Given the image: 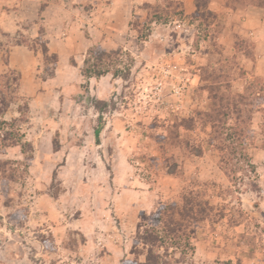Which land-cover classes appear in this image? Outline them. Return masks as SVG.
<instances>
[{"label": "rangeland", "instance_id": "374dc122", "mask_svg": "<svg viewBox=\"0 0 264 264\" xmlns=\"http://www.w3.org/2000/svg\"><path fill=\"white\" fill-rule=\"evenodd\" d=\"M54 1L63 7L60 18L65 22L72 17L85 20L80 28L89 37L92 12L97 15L99 5L111 0H95L97 5ZM124 4L128 12L117 22L122 33L107 46L103 38L91 44L97 52L111 51L104 58L109 72L102 82L100 77L89 82L94 77L80 76L81 63L77 70L63 71L67 85L59 87L65 88L59 100L56 92L45 100L46 118L62 129L52 139L61 151L46 160L52 151L37 136L42 126L35 102L24 114L33 119L20 126L33 145L32 158L18 146L0 144V264H121L142 250L138 258L143 261L139 215L146 213L143 222L155 224L151 218L162 203L179 202L191 190L208 206L207 215L186 230L193 248L183 264H264V81L249 77L243 67L245 58L253 57L252 41L236 36L230 42L235 53L227 55L213 39L220 23L210 27L185 16L183 0ZM60 25L53 24V30L59 31ZM20 31L4 38L5 44H33ZM204 45L214 53L207 61L199 58ZM55 65L42 61L37 79L53 77ZM244 79L247 83L240 86ZM216 95L236 98L243 109L245 134L248 127L253 132L246 146L252 168L241 161L228 171L224 167L232 161L221 162L206 116ZM22 96L9 114L19 116L13 111L23 106ZM91 110L95 122L88 119ZM98 115L108 129L100 131L97 141L90 139V149L86 135L90 125H97ZM230 117L218 126L233 124L234 115ZM5 130H10L8 125H0V138ZM82 143V151H68ZM134 248L137 253L132 254Z\"/></svg>", "mask_w": 264, "mask_h": 264}, {"label": "crops", "instance_id": "0c3cea01", "mask_svg": "<svg viewBox=\"0 0 264 264\" xmlns=\"http://www.w3.org/2000/svg\"><path fill=\"white\" fill-rule=\"evenodd\" d=\"M75 1V0H74ZM89 1L95 5L100 4L99 1L95 0H80ZM140 0H111L110 5H99L97 9L98 14L93 13L94 20L88 23L87 27L89 28V37H86L81 30V26L84 25L85 20L80 17L71 18L65 22V19L60 18L62 14V6H58L54 0H0V74L4 73L8 69H13L19 73V91L20 95L28 97V106L32 105L33 102L39 104L41 112V128L39 129L37 136L42 137V142L47 147V150L50 149L52 152L48 155L46 160H52V157L57 155L59 151L63 148L59 146L58 148L53 147L52 139L53 135L58 132H61L62 129L59 127V124L55 123L54 119L51 118V122L46 115V101L47 97L53 92H56V98L60 97V94L63 93L65 88L59 90V87H65L63 82L64 72L71 70H77L83 62L82 57H85L86 50L89 45L96 43L99 39L103 38L106 46L111 42V37L118 36L117 32L122 33L118 27L120 19L126 10V4L131 6V3H137ZM108 4V3H107ZM207 8L214 15V20L208 25L210 27L214 26L215 23H220V28L215 35L213 36L214 40H218L221 45L222 53H235V46L230 44L236 38V36L245 37L247 40L252 41L253 43V57L245 58L243 61V67L246 69V73L249 77L260 76L264 81V5L259 6L255 3H249L245 5H239L238 3H232L230 0H208ZM131 9V7H129ZM124 10V11H123ZM196 5L194 0H183V13L185 16L194 17ZM98 19V20H96ZM114 21V22H113ZM199 22V18L197 19ZM39 22L41 24H39ZM28 24L27 27H22V24ZM60 23L59 31L53 30V24ZM128 26V20L126 21V27ZM20 31L25 38L28 40L35 39L37 36L42 37L45 41L46 46L50 53L57 54V62L55 65V75L46 79H37V73L41 68L42 64V55L39 51H34L30 49L25 43L14 44L7 43L5 44V39L8 36L13 37L17 32ZM3 34V35H2ZM211 32L206 36V39H209ZM203 38V43H206V39ZM232 39V40H231ZM234 39V40H233ZM102 41V42H103ZM207 45V44H206ZM204 49L199 53L201 54L200 59L204 61L208 59L209 55H213L211 49ZM228 50V52H227ZM80 54V55H79ZM79 55V59L77 56ZM73 60V62H71ZM75 60V62H74ZM192 66V65H191ZM82 76V75H80ZM103 76L98 80L99 83L102 82ZM92 80L97 81L95 78H89V82ZM71 81V80H70ZM75 81V80H74ZM238 80L235 79L236 83ZM75 82L69 83L71 86H75ZM247 83V80H240L238 84L244 86ZM251 83V82H248ZM53 87V89H51ZM54 97V98H55ZM55 106H53L54 109ZM10 109H8L4 115V120H10L17 117L18 115L9 114ZM16 114H19L18 111H13ZM94 111L91 110V115L88 119L96 117ZM89 113V112H87ZM84 113L83 115H87ZM29 119H33L29 117ZM91 120L92 122H95ZM90 121V122H91ZM30 123V122H29ZM107 124V125H106ZM103 127L102 132H106L108 129V123ZM96 125H94L95 127ZM92 125L86 135L88 147L91 149L90 139L94 136ZM76 132V131H75ZM29 134V133H28ZM26 136V135H25ZM29 140V139H27ZM39 143L38 138L36 139ZM36 143V141H34ZM85 142V141H84ZM36 150L38 151L39 147L36 144ZM83 143L79 146L68 147V151L71 149L83 150ZM99 160L102 161V154L97 153ZM94 161H98L94 156ZM64 165H69V156L68 153L64 157ZM97 166V163H95Z\"/></svg>", "mask_w": 264, "mask_h": 264}, {"label": "trees", "instance_id": "16d2710c", "mask_svg": "<svg viewBox=\"0 0 264 264\" xmlns=\"http://www.w3.org/2000/svg\"><path fill=\"white\" fill-rule=\"evenodd\" d=\"M194 1L196 11L193 16L195 19L199 18L205 26H208L214 20L213 13L207 8L208 0ZM249 3L263 6L264 0H242L238 4L245 5ZM32 41L33 44H28L25 41H16L14 44L25 43L30 49L39 51L42 55L43 63L55 64L57 62V54L49 52L40 34ZM110 53L111 51L104 50H98L97 52L94 45L89 46L80 68L82 76L99 78L107 74L109 69L104 65V58H107ZM114 53L119 52L114 51ZM92 55L93 58L90 60V56ZM221 95L213 96L217 102L212 104L211 112L206 114L208 120L211 122V133L215 134L212 139L217 142L216 149L222 153L221 158L223 160L221 162L226 164L227 160L232 161L231 166L226 165L224 167L228 171H234L236 169L235 164L241 161H246V165L252 168L246 150L247 136H253L252 129L248 127V135L245 134L246 130L242 126L243 120L241 119L243 109L239 106V101L236 98L231 99L229 95H224L223 97ZM237 97H241V95L237 94ZM20 99L19 73L13 69H8L0 74V125H8V129L10 130L3 131L0 144L4 148L18 146L20 147L21 153H28L29 158H32L33 145L30 141L24 139V134L20 129L21 124L27 122L29 118L24 116L28 110V98H24L23 106L20 104L17 105L19 116L10 120L3 119V115L9 107ZM100 110L99 108L98 112ZM246 113L247 121L250 122L252 119V111L250 108H248V111L246 110ZM230 114L234 115V123L226 125L224 121L220 128L217 123L223 121L222 118L232 119ZM102 127L101 116L98 115L97 125L93 129L95 141L98 140ZM210 145L213 144L210 143ZM207 206V202L198 200L191 190L183 193L181 195V201L179 202L162 203L151 218L155 221V224L150 223L147 225L144 223L146 213L142 212L139 215L140 220L137 224V241L145 248L144 260L142 261L138 258L143 253V250L137 253L134 251V248L131 253H137V255L132 258L123 259L121 264H183L187 250L193 248L186 230L207 215ZM161 248L162 252L160 251ZM176 253L179 254L177 257Z\"/></svg>", "mask_w": 264, "mask_h": 264}, {"label": "built area", "instance_id": "2783aa9c", "mask_svg": "<svg viewBox=\"0 0 264 264\" xmlns=\"http://www.w3.org/2000/svg\"><path fill=\"white\" fill-rule=\"evenodd\" d=\"M169 71V69L168 70H166V72H168ZM168 74L167 73H165V76H167Z\"/></svg>", "mask_w": 264, "mask_h": 264}]
</instances>
